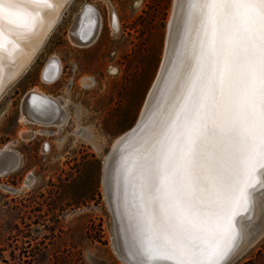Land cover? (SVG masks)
Segmentation results:
<instances>
[{
	"label": "rangeland",
	"instance_id": "1",
	"mask_svg": "<svg viewBox=\"0 0 264 264\" xmlns=\"http://www.w3.org/2000/svg\"><path fill=\"white\" fill-rule=\"evenodd\" d=\"M108 1L120 20L115 32L108 23L115 30L112 13L118 18ZM172 1L72 0L27 72L1 96L0 149L16 150L21 164L0 177V264H123L112 248L102 164L140 115L163 57ZM85 3L101 11L103 27L94 45L78 48L67 34ZM53 55L62 59L63 74L45 83L43 69ZM34 87L67 101L62 127L20 118L23 94ZM22 130L38 135L29 140ZM45 141L51 147L42 153ZM256 243L232 264H264V236Z\"/></svg>",
	"mask_w": 264,
	"mask_h": 264
},
{
	"label": "snow or ice",
	"instance_id": "2",
	"mask_svg": "<svg viewBox=\"0 0 264 264\" xmlns=\"http://www.w3.org/2000/svg\"><path fill=\"white\" fill-rule=\"evenodd\" d=\"M50 0H0V56L13 27L35 29ZM201 28L198 69L141 166L151 203L138 264H222L236 217L264 177V0H192ZM11 55V52H9Z\"/></svg>",
	"mask_w": 264,
	"mask_h": 264
},
{
	"label": "bare ground",
	"instance_id": "3",
	"mask_svg": "<svg viewBox=\"0 0 264 264\" xmlns=\"http://www.w3.org/2000/svg\"><path fill=\"white\" fill-rule=\"evenodd\" d=\"M70 1L50 0L53 5L52 8L38 9L40 18L35 29L31 32H24L15 27L11 31L6 30V38L18 45V47L15 51H12L9 46L8 52L0 56V98L6 89L15 83L30 67ZM83 16L88 18L85 24L80 21ZM111 22L114 23V26L118 25L113 13ZM100 24V17L90 5L82 8L72 25L71 30L74 32V40L72 41L75 44L76 42L81 43V45L82 43H87L92 38V35L98 32ZM201 35L200 24L192 7V0H173L167 23L165 46L159 73L157 78L155 77V83H152L148 91L146 102L141 109L136 125L134 124L135 126L133 127V131H137L138 134L130 139L129 133L126 134L132 129L130 128L118 136L113 142L109 153L104 157L102 186L103 196L106 197V206L112 213L111 243L114 253L123 264H138V261L144 257L140 254L139 233L134 234L131 223L128 227L125 225V230L121 224V221L125 219L123 201H127L129 197L126 196L124 186H122V190L119 192L120 200H117L116 187L111 179L115 164L114 160L117 159V162H119L116 169L122 172L121 170L124 171L125 169L123 166L128 161V166L130 167L140 154V151L143 153L144 149H148L151 146L154 132L159 127H163L168 119L173 99H178L177 101H179L183 95L184 84L189 78L187 75H190L189 70L192 62L198 60ZM9 52H11V55H9ZM59 65V60L54 56L47 61L42 74V80L45 83L55 82L56 77H58V75L56 76V71L60 69ZM167 69V73H164ZM163 74L165 76L160 83L161 87L153 97L155 86L158 85ZM170 76L172 77L170 78ZM32 91L27 100L28 102L30 101L29 105L26 104L29 114H27L25 106L22 105L20 118L30 124L61 127L68 118L64 104L59 105L60 103L52 100L53 96L44 94L36 87ZM140 127L141 129H139ZM140 131L141 134L139 135ZM35 133L36 131L22 130L20 131V136L31 138ZM123 161H125V164ZM20 164L21 157L16 150L8 145L0 149V166H9L10 171L8 173L17 171ZM123 174V180L126 183V175L129 173L125 171ZM121 176L123 175L121 174ZM251 194L253 206L247 213L241 211L240 215L236 217L238 235L230 254L224 261H237L264 234V177L256 176L254 178ZM146 207L150 212L151 203H145Z\"/></svg>",
	"mask_w": 264,
	"mask_h": 264
},
{
	"label": "water",
	"instance_id": "4",
	"mask_svg": "<svg viewBox=\"0 0 264 264\" xmlns=\"http://www.w3.org/2000/svg\"><path fill=\"white\" fill-rule=\"evenodd\" d=\"M161 62H160V66H161ZM159 68H158V71H157L158 73H159ZM197 69H198V60L196 62L195 61L192 62L191 68L189 70V74L190 75H187V76H189V78H190L191 75L193 74V72L195 70H197ZM167 71H168V69L164 73H167ZM158 73L156 74V78H157ZM164 76L165 75L163 74V76L161 77V80L159 81V83L157 81L158 85L156 83L157 86H155L153 97L158 93V91H159V89L161 87L160 83H161V81H163V77ZM187 76H185V77H187ZM171 77L172 76H170V78ZM189 78L187 79V82L184 84L183 95L181 96L180 100L177 101L178 99L177 100L173 99V101H172L173 104L171 103L172 104V107H171L172 109H170V111H169L168 119H167L165 125L163 127H161V128L159 127L154 132L153 141H152L151 145H153L155 143L156 139H158V135L157 134L164 130V128L167 126V124L169 122V119L172 117L175 109L182 102V97L186 93V86H187V83L189 81ZM153 82L155 83V81H153ZM146 98H147V96H146ZM146 98L144 100L143 106H144V104L146 102ZM143 119H145V118H143ZM137 121H138V119L136 120V123H137ZM136 123H135V125H136ZM133 127H132V129H130V131L126 132V134L129 133L128 135H130V137H131L130 139H132L134 136H136L138 134L137 131H135V132L133 131L134 130ZM139 129H141V127ZM140 134H141V131L139 132V135ZM145 158H146V149L143 150V153H141V151H140V154L138 155L136 160L133 161V164H131L130 167L128 166V162L129 161L127 162V164H125V161H123L124 164H125L123 166V168L125 167V169H124V171L121 170L122 172H119L116 169V166H117V164L119 162H117V159H115L114 160L115 164H114L112 177H111L112 182H113L114 186L116 187V191H117V195H118V196H116V197H118L117 200H120L119 192H121L122 186H124L126 196L129 197V199L127 201H123V214H124L125 219H124V221H121L122 222L121 224H122L123 229L125 230V225L128 227L130 225V223H131L135 235L139 233V229L141 227L140 221L143 218V214L145 213V210H146L145 203L146 204H150V201L148 200L146 195L144 196L143 199L141 198V196H142V191H141V184H142L141 166H142V163H144ZM132 165H133V167H132ZM8 171H10L9 166H6V165L0 166V174L6 173ZM125 171H126V173H129V174L126 175L127 176L126 183H124V180H123V177H124L123 172H125ZM121 174L123 176H121ZM233 262L234 261L227 260V261H223L222 264H232Z\"/></svg>",
	"mask_w": 264,
	"mask_h": 264
},
{
	"label": "flooded vegetation",
	"instance_id": "5",
	"mask_svg": "<svg viewBox=\"0 0 264 264\" xmlns=\"http://www.w3.org/2000/svg\"><path fill=\"white\" fill-rule=\"evenodd\" d=\"M72 1V0H71ZM70 1V2H71ZM69 2V3H70ZM109 2V1H108ZM107 4V3H106ZM87 5H90V7H92L93 8V10L99 15V17H100V21H101V24H100V28L98 29V32L97 33H94V35H92V38L90 39V41H88L87 43H82V45H81V43H77L76 42V44L75 43H73L69 38H71L72 40H74V32L71 30L72 29V25L74 24V21H75V19H76V16L81 12V10H82V8H84V7H87ZM109 5L111 6V8H112V5L110 4V2H109ZM82 8L77 12V14L74 16V18H73V20H72V23L70 24V26H69V28H68V34H67V37H68V40L70 41V43L71 44H73L74 46H76V47H78V48H89V47H91L92 45H94L95 43H96V41L99 39V37H100V34H101V31H102V27H103V16H102V13H101V11L96 7V6H94L93 4H91V3H85L83 6H82ZM112 10H113V12L114 13H116V11L112 8ZM108 12H109V8H108ZM63 14V13H62ZM116 15H117V18H118V26H117V28L115 29V30H113L112 28H111V26H110V22H109V20H108V26L110 27V29L113 31V32H115V31H118L119 29H120V20H119V17H118V14L116 13ZM61 17H62V15H61ZM61 17H60V20H61ZM108 19H109V17H108ZM60 20L58 21V23L60 22ZM58 23L56 24V26L58 25ZM55 26V27H56ZM54 57H56L58 60H59V63H60V69H58L57 71H56V76L58 75V77H56V80H55V82L53 83V84H55V83H57L59 80H60V78H61V76H62V74H63V70H64V63H63V61H62V59L59 57V56H56V55H53ZM74 66L76 67L77 66V63L75 62L74 63ZM27 72V71H26ZM118 72V70H117V68L115 67V68H111V73L112 74H115V73H117ZM42 82V81H41ZM45 84V83H44ZM53 84H51V85H53ZM31 92H33L32 91V89H30V90H28V91H26L24 94H23V97H22V101H21V106L22 105H24L25 106V110L27 109V114H29L28 113V106L27 105H29L28 103L30 102H28L27 100L29 99V97H30V93ZM58 92H61V88H58ZM47 94H49V93H47ZM50 95H52V94H50ZM53 96V95H52ZM52 100L53 101H55L56 103H60L59 105H63L64 104V107H65V109H66V111H67V117H69V112H68V110H67V101L66 100H64V98H63V96H62V94L61 93H59L58 95H54L53 96V98H52ZM27 104V105H26ZM140 113V112H139ZM139 116V115H138ZM68 120V118L66 119V121ZM66 121H65V123H66ZM64 123V124H65ZM63 124V125H64ZM34 125V124H33ZM62 125V126H63ZM37 126V125H36ZM61 126V127H62ZM53 128H60V127H54V126H52ZM48 128H50V127H47L46 129H47V132L46 133H44L43 135H46L47 133H49V130H48ZM32 130H36V129H32ZM38 134H34L33 136H32V138L31 139H29V140H32V139H34L36 136H37ZM42 135V136H43ZM39 136H41V135H39ZM25 140V139H24ZM46 144V145H45ZM42 145H44V146H42ZM42 145H41V149H42V147H43V149L45 150V151H43L42 153H47V152H49V150H50V147H51V145H50V143L49 142H47V141H45V142H43L42 143ZM42 151V150H41ZM9 172V171H8ZM8 172H6V173H3V176H5ZM0 175H2V174H0ZM8 175V174H7ZM1 177V176H0ZM264 236V234L261 236V238ZM261 238H259L258 240H260ZM258 242V241H257Z\"/></svg>",
	"mask_w": 264,
	"mask_h": 264
}]
</instances>
